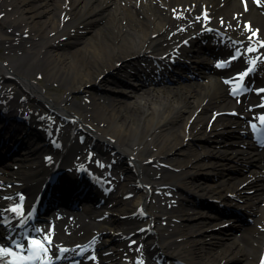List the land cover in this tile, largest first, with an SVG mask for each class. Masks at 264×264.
<instances>
[{
    "label": "bare ground",
    "instance_id": "bare-ground-1",
    "mask_svg": "<svg viewBox=\"0 0 264 264\" xmlns=\"http://www.w3.org/2000/svg\"><path fill=\"white\" fill-rule=\"evenodd\" d=\"M108 4H111L109 12L99 15ZM1 12L8 18L0 20V36L9 48L21 49L26 42L40 46L11 62L0 61V75H10L12 78L6 79L21 86L20 96L27 94L75 122L68 125L69 122L68 132L57 138L60 146H51L53 136L36 130L41 124L47 130L53 129L47 118H42L44 111L39 112L42 108L31 111L28 123L19 120L27 105L20 103L19 91L1 88L0 138L4 137V146L7 145L2 150L17 140L28 147L19 148L9 158L0 155L3 162L0 213L11 220L10 225L0 223V244L8 242L20 226L21 217L9 209L22 204L18 212L22 211L27 218L35 216V205L45 184L56 183L66 190L72 187L69 182L80 187L87 180H78L76 163L93 155L91 166L99 169L98 173L92 169L96 177L91 174L90 178L92 182L97 178L106 191L119 188L116 194L111 191L110 204L105 206L117 208L115 212L119 215L101 220L98 217L101 214L96 215L91 209L108 198L103 190L94 191L95 186L84 194L87 217L81 213L82 208L58 207L57 211H51L49 216L60 217L59 221L68 224H43L45 230L62 234V241L51 251L53 260L59 257L55 263L61 264L66 259L78 261L74 253L82 246L78 243L80 239L99 233L93 240L94 245L102 246L100 264H138L131 253L140 248L142 240L145 250L149 247L153 253L162 251L170 257L169 264H180L174 259L183 261L182 264H226L235 260L241 264H260L264 248V146L260 147L253 139L250 130L254 122L239 115L238 110H242L232 102L217 68L203 79L193 81H188L182 72L190 75L206 72L202 51L221 54L229 50V40L235 37L243 46L257 48L260 56L264 54V47L256 42L264 41V0H0ZM99 19L103 23L94 37L75 41L63 50L59 37L70 38L80 23ZM245 25L251 31H246ZM207 27L212 28L209 31L212 36L205 44ZM256 30L258 35L248 40ZM218 32L229 38L220 47L215 45L221 39ZM174 59L176 63L172 62ZM119 61L125 67L120 69L122 73L115 74L107 84L100 79V86L104 85L109 92L105 99L93 93L91 107L68 105L70 93L90 90L98 75L105 74V78L111 75V70L118 69ZM179 62L189 63V67H180ZM259 68L264 72V64ZM45 71L50 78L66 82L65 96L53 98L40 83L31 80L34 72ZM260 75L257 70L254 79ZM213 109L220 113L208 125ZM255 111L249 109L246 113L250 116ZM77 131L85 134L84 142ZM191 141L197 144L190 145ZM51 148L55 149L54 157L60 159L58 177L54 178L44 156ZM88 153L92 155L88 157ZM166 155V159H161ZM99 160L114 164V169L123 173L122 181L110 176V165L104 166L107 169L98 166ZM156 161L158 165L154 166ZM162 161L180 170L172 174L169 167L161 166ZM132 181L137 184L127 186ZM165 183L174 187L175 193H181L178 200L182 202L195 196L241 207L254 219L244 230L245 239L228 235L225 244L219 243L222 250L215 251L217 240L223 242L225 238L214 228L227 220L220 219L214 211L180 204L175 211L163 206L159 211L150 208L152 191ZM131 192L134 195L127 201ZM161 215L174 226L172 234L164 240L163 228L158 224ZM175 217L181 222H173ZM192 221L196 226H190ZM144 225L146 229L138 232ZM180 235L185 237L182 243L171 239ZM58 248L69 251L60 253ZM79 264L95 263L85 258Z\"/></svg>",
    "mask_w": 264,
    "mask_h": 264
},
{
    "label": "rangeland",
    "instance_id": "rangeland-1",
    "mask_svg": "<svg viewBox=\"0 0 264 264\" xmlns=\"http://www.w3.org/2000/svg\"><path fill=\"white\" fill-rule=\"evenodd\" d=\"M260 2L262 4V1H260ZM122 3H124V2L122 1ZM110 5L111 4H108L107 6H105V8L98 14L99 15H106L111 8ZM7 18H8V16H5L4 14H2V12L0 13V20L7 19ZM102 23H103V19L102 20L101 19L93 20L92 22H90V21L85 22L84 21V22L80 23L79 25H77V26H79V27H77V29H78L77 32H75V30H72L73 35L70 36V38H68V37L66 38V35L65 36L62 35L61 37H59L58 41L65 43V44L61 43L63 50L66 48H69V47L74 45L73 42H75V41L79 42L82 40H87L90 37H94L96 29ZM24 37L27 38V35H25ZM25 45H26V47L24 46L21 49L17 48L16 50H14L12 48H9V44H7L3 40H1V36H0V61L11 62V61H13L14 58L18 57L19 55L22 56V55H25L27 53H30L31 50H33L35 47L40 46V44H38V43H35L34 45H32L31 43H27V42L25 43ZM121 64H122L121 61H119L116 65V66H118V69L111 70L110 71L111 75H108L106 78L104 77L105 74L98 75V77L96 79V83H94V87L92 86L90 88V90L83 91L82 89H78V90H75L74 92L70 93V95H68V105H72V106L74 105L77 108L84 107V105H86V106L88 105L87 107H91L92 106L91 94H93V93L96 94L99 98L105 99V96H108L109 92H108V90H106V87L104 85L102 87L100 86V84H99L100 79L102 80V84H107V83L111 82L112 78H113V76H115V74L123 72V70L120 71V69H123L125 67H124V65L121 66ZM259 72H261V71L259 70ZM7 76H9V75L1 74L0 87L3 86V89H7L8 91H21V89L19 88V85L12 83V82H8L5 80L7 78ZM30 77H31V80H34V81L40 83L42 85L44 91L47 93V95H50L53 98L60 99L63 96H65L67 93L66 82L61 81L58 78H56V79L50 78V76L48 75V72H46V71L44 73L34 72L33 74L30 75ZM8 78H11V77H8ZM232 100L235 102L234 99H232ZM31 103H33V105L30 106L31 108H35L36 106L37 107L40 106V103L33 100V99L31 100ZM90 115H91V113H90ZM56 120L57 119H55V121ZM55 124L59 125V127L62 131L65 130V124H66L65 122L60 121V123H55ZM193 143L197 144V142L191 141L190 145H193ZM170 155H172V154H169V156ZM167 157H168V155L161 157V159H166ZM163 162H165V161H163ZM188 166H190V165L188 164ZM171 170H172V174H173V173L178 172L180 169H178V171H174L173 169H171ZM115 172H117V171L114 170V173ZM117 175H118V177H120L119 173ZM165 186L166 187L160 185L156 189L154 188V190L152 191L153 197L150 199L149 206L153 210L159 211V207L163 206L169 210L175 211V209L179 206V204L182 207H188V208L191 206H199L203 209H208V210L214 211L217 215L220 216V219H222V220L223 219L224 220L229 219V220H227V223L217 225L214 228L215 231H217L218 233L220 232V235L224 236V238H225L223 242H220L217 240V242L215 243V248H214L215 251L222 250L220 248H222L223 245H221L219 243L225 244L224 242H226L227 237H229L228 235L244 238V232H245L244 230H246L247 227L251 223L252 224L254 223L253 217L246 212L244 214L241 209H237V208L234 209L233 207L223 208V207L219 206L217 203L212 202L210 199H206V198L199 199V197L190 196V197H186L184 202H182V200L179 201L178 197L181 193L180 192L175 193V188L172 187L171 185H169V186L165 185ZM182 196H185V194H182ZM261 205L263 206L262 202H261ZM101 212L102 211H99L97 213H101ZM178 221L181 222V219H178L175 217L173 222L179 223ZM170 222H171L170 219L166 218L165 215L164 216L161 215L160 218L158 219V224L163 228V234H164V236L162 237L163 240L168 235L172 234V230H173L174 226L170 225ZM191 225L196 226L195 222H193V221L190 222V226ZM171 239L174 241H177L178 243H182V242H184L185 237L180 235V236H173ZM244 239L242 240V243H245ZM170 260L171 259H168V261H170ZM226 264H241V262L240 261L238 262L237 260H235L233 262L226 263Z\"/></svg>",
    "mask_w": 264,
    "mask_h": 264
},
{
    "label": "snow or ice",
    "instance_id": "snow-or-ice-1",
    "mask_svg": "<svg viewBox=\"0 0 264 264\" xmlns=\"http://www.w3.org/2000/svg\"><path fill=\"white\" fill-rule=\"evenodd\" d=\"M259 2V0H257ZM223 23V22H222ZM244 29L246 31H251V27L249 25H245ZM258 35V30L255 32H252V36L248 37V40H252L253 36ZM259 43L261 47H264V41H256ZM258 49L252 46H249L247 49L244 50V53H241L239 49H237L236 54L232 57V59H238L241 55L245 53H252L257 51ZM264 55V54H262ZM260 60L259 57L256 59L250 60V67L246 69L245 72L237 74L236 77L233 78V80L225 81V83H233L234 81L242 82L246 76H248L251 72L255 70V65L257 64V61ZM229 61L228 63H230ZM261 63H264V60H260ZM223 66V65H218ZM235 83L233 87V95H239L241 94V90L246 91L247 89H242L241 83ZM261 92H264V89L259 90ZM264 106V105H262ZM261 123L264 124V117H260ZM253 128L255 129L256 126L253 125ZM21 202L23 201V197H20ZM17 208H22L21 205H17L16 207H13L9 209L8 211H11L12 213H15L17 216L21 217L19 220V224L21 226H24L27 222V217L24 216V213L22 211L18 212ZM0 223L10 225L11 220L6 219L2 213H0ZM35 235H29L27 232L24 234V240L26 243H23L19 240L12 239L11 241V247H6L3 245H0V264H54V260L51 255L52 251V233L49 232L47 234L41 235L40 229H33L32 230ZM95 240L90 242V244H94ZM58 251L60 253L68 252V249L65 248H58ZM59 257H57L58 259ZM92 259H95V257H91ZM138 264H143V261H139Z\"/></svg>",
    "mask_w": 264,
    "mask_h": 264
}]
</instances>
